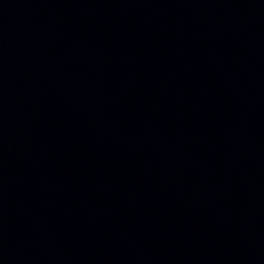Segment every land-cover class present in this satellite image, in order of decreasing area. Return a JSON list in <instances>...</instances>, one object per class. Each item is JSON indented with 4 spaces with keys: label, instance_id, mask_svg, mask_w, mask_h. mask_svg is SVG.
<instances>
[{
    "label": "water",
    "instance_id": "1",
    "mask_svg": "<svg viewBox=\"0 0 264 264\" xmlns=\"http://www.w3.org/2000/svg\"><path fill=\"white\" fill-rule=\"evenodd\" d=\"M0 264H264V0H0Z\"/></svg>",
    "mask_w": 264,
    "mask_h": 264
}]
</instances>
